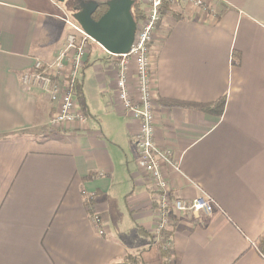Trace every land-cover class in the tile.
<instances>
[{"label":"crops","instance_id":"crops-1","mask_svg":"<svg viewBox=\"0 0 264 264\" xmlns=\"http://www.w3.org/2000/svg\"><path fill=\"white\" fill-rule=\"evenodd\" d=\"M67 1L69 12L65 0H0V264H114L135 255L136 264H264L256 247L264 233V0L181 6L153 32L154 139L179 165L162 164L163 174L173 199L207 197L212 207L173 208L168 237L152 233L150 186L132 142L138 123L118 96L117 59H92L94 47L84 59L85 124L50 127L56 104L21 81L35 59L52 62L65 45ZM128 78L136 99L132 69ZM222 96L220 117L167 103Z\"/></svg>","mask_w":264,"mask_h":264},{"label":"built area","instance_id":"built-area-1","mask_svg":"<svg viewBox=\"0 0 264 264\" xmlns=\"http://www.w3.org/2000/svg\"><path fill=\"white\" fill-rule=\"evenodd\" d=\"M141 19L136 23V31L129 52L107 55L117 59L116 85L119 90L125 113L138 123V129L132 137L136 150V164L142 169L149 183L151 200L154 205L152 233L159 235L172 222L171 210L177 211L211 210L209 198H194L191 201L173 199L171 187L163 174L161 165L165 164L178 171L179 165L170 149L161 148L154 139V96L152 89L151 43L153 32L158 23L176 8L189 6L206 9L209 0H138ZM71 32L66 37L65 45L58 51L54 61L43 62L35 59L32 69L23 73L21 81L26 86H38L44 91L56 110L49 120L52 128H61L73 123H86V116L81 110L75 95V83L84 67V59L95 42L73 18L65 19ZM133 70L134 84L138 98L132 99L128 92L129 72ZM99 234L97 216H91ZM169 243V242H168Z\"/></svg>","mask_w":264,"mask_h":264},{"label":"water","instance_id":"water-1","mask_svg":"<svg viewBox=\"0 0 264 264\" xmlns=\"http://www.w3.org/2000/svg\"><path fill=\"white\" fill-rule=\"evenodd\" d=\"M106 11L93 18L100 3L96 0H80V6L72 11L78 25L110 54L129 52L134 40L136 22L132 15L134 0H106Z\"/></svg>","mask_w":264,"mask_h":264},{"label":"trees","instance_id":"trees-1","mask_svg":"<svg viewBox=\"0 0 264 264\" xmlns=\"http://www.w3.org/2000/svg\"><path fill=\"white\" fill-rule=\"evenodd\" d=\"M104 1H102V3H100L99 7L97 8L94 19H97L100 15H102L106 11L107 6L104 4ZM131 12H132L135 22L138 23L139 20L142 18L140 3L138 0H134V4L132 6ZM74 89H75V95L77 98V102L79 103L81 110L84 112L86 107H85L84 98L81 92V85H80L79 78L77 82L75 83ZM167 103L170 106L195 109V110L203 111L205 113L213 114L217 117H220L224 110V106L226 103V96H222L219 99L212 101V102H208V103L188 102V101H180V100H170V101H167ZM94 195H96V193ZM94 195L85 196L86 197L85 202H86V206L88 207V212L90 216H97V214L94 212V209H93ZM153 208H154V205H153ZM161 234H163L162 236L164 237H168L167 231L163 230ZM256 247L264 255V233L257 241ZM137 257H138L137 255L128 256L123 262L114 263V264H136V261L140 260Z\"/></svg>","mask_w":264,"mask_h":264},{"label":"rangeland","instance_id":"rangeland-1","mask_svg":"<svg viewBox=\"0 0 264 264\" xmlns=\"http://www.w3.org/2000/svg\"><path fill=\"white\" fill-rule=\"evenodd\" d=\"M65 4H64V6H65V9H67L68 10V12L70 11L69 9H68V1L67 0H65ZM69 29V27H67V30ZM93 49V53H92V59H96L97 58V56H100V57H108V55H107V53L105 52V50H103V49H101V47H99L98 45H95V44H93L92 46H91ZM91 47H90V49H91ZM96 62H98V60L96 61ZM172 224V222L170 221V223H167V228L164 230V231H170V225ZM154 236H157L155 233H154ZM131 239V236H130V234H128L127 236H126V240H130ZM133 240L135 241V239L133 238ZM151 256H153V254H151Z\"/></svg>","mask_w":264,"mask_h":264},{"label":"flooded vegetation","instance_id":"flooded-vegetation-1","mask_svg":"<svg viewBox=\"0 0 264 264\" xmlns=\"http://www.w3.org/2000/svg\"><path fill=\"white\" fill-rule=\"evenodd\" d=\"M98 3H102L104 0H96ZM70 8L73 10L74 8L80 6V0H70ZM96 12L93 14V18H95Z\"/></svg>","mask_w":264,"mask_h":264}]
</instances>
